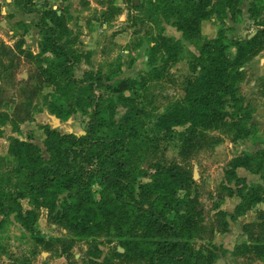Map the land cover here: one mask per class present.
<instances>
[{"label":"trees","instance_id":"16d2710c","mask_svg":"<svg viewBox=\"0 0 264 264\" xmlns=\"http://www.w3.org/2000/svg\"><path fill=\"white\" fill-rule=\"evenodd\" d=\"M241 2L140 0L133 4L141 13L140 21L161 27L160 19H174L173 24L185 40L201 42L194 64L195 69H200L187 78L184 97L158 114L138 105V82L116 80L112 95L98 90L107 86L112 71L105 75L91 71L78 78L74 68L82 62L83 55L68 19L58 9L38 10L29 8L33 2H25L23 10L39 12L41 20L37 26L48 32L43 51L34 54L24 48L22 38L13 47L2 44L8 49L5 54L18 51L42 58L46 65L39 74L42 83H62L60 95L64 105L54 104L52 111L67 120L82 110L89 120L85 134L81 135L62 134L45 126L49 159L30 141L12 142L10 158L0 156V213H17L23 220L21 198L51 212L60 205L57 218L75 237L94 240L103 233H111L126 251H117L119 256L147 257L150 264H202L205 254L193 246L192 240L203 235L206 227L192 196V177L159 151L174 137L182 139L181 154L185 158L205 145L213 147L221 138L210 135L209 130L222 128L228 116L242 138L253 135L254 127L248 124V106L238 95V88L245 76V64L264 50V20L255 22L260 28L253 35L229 39L228 11L232 15L241 12ZM120 12V8H114L109 19ZM212 16L218 20V34L204 39L201 22ZM181 46V40L161 36L159 47L165 49L167 58L175 57L173 54ZM231 47L236 51L233 58L227 54ZM128 90L133 95L125 94ZM229 103L232 112L227 110ZM119 107L125 111L118 119ZM250 161L258 165L262 181L239 187L236 195L241 199V209L264 204V147L235 160V166L248 165ZM246 231L257 243L253 250L264 255V220L249 224Z\"/></svg>","mask_w":264,"mask_h":264},{"label":"rangeland","instance_id":"374dc122","mask_svg":"<svg viewBox=\"0 0 264 264\" xmlns=\"http://www.w3.org/2000/svg\"><path fill=\"white\" fill-rule=\"evenodd\" d=\"M27 1L18 0L16 4L18 8H23ZM29 1L33 2L29 3V8L38 9L34 7L39 5L37 0ZM65 1L62 0L57 9L68 19L73 35H84L82 40L78 39L77 46L83 55L82 62L74 68L78 78L91 71L104 75L112 71L113 76L106 84L109 87L98 89L112 95L111 88L116 80L138 82V105L157 114L184 97L187 78L195 76L200 69L194 66L200 55V41L181 46L173 54L175 57L167 58L165 49L159 47L162 36L160 26L155 25L157 35L148 34L147 38L139 35L141 28L137 18L141 13L133 7V0H81L64 6ZM4 6L7 8V3ZM262 7L263 4L257 6V10L255 7L253 15L258 14ZM114 8H120L121 12L111 21L109 17ZM126 14H130L129 19L136 27L125 40L122 36L117 37L126 30L120 28L128 27L119 20ZM233 15L235 21L236 15ZM9 16L0 7V156L10 158V145L15 139H20L39 146L42 155L49 159L44 127L57 129L62 134H81L85 132L89 116L79 110L67 120H62L52 111L54 104L64 105L60 95L62 83H42L39 74L46 66L43 59L28 57L18 51L5 54L8 49H4L2 44L9 46L12 42L15 46L26 34L37 37L38 43L42 38L37 26L41 20L39 12L35 11L36 19L31 23L17 21L13 28L7 25ZM113 22L119 26L117 31L111 32L115 25ZM214 23L219 29L217 19ZM104 24L108 27L105 28ZM258 28L253 22L247 31L236 33L234 27L227 23L228 38L253 35ZM227 54L233 58L236 51L231 47ZM251 62H254L252 66L243 67L245 76L239 84L238 95L248 106V124L254 127L252 136L242 138L232 125V117L228 116L222 128L209 130L210 135L221 138L213 147L205 145L190 158H185L181 154L182 139L174 137L167 140V147L162 145L159 151L170 162L188 170L192 177V196L206 227L202 237L199 235L192 240L193 246L205 254L202 264H264V255L256 254L252 247L257 243L246 231L249 224L264 220V215H261L264 204L241 209V199L236 195L242 184L250 186L253 182L262 181L254 161L235 166V160L255 154L264 147V50ZM125 94L133 95L130 90ZM227 110L232 112V104L227 105ZM124 111V108H118V119ZM11 161L15 163L14 158ZM195 172L197 178H194ZM98 189L96 185L94 190L97 192ZM19 201L25 214L23 220L18 218L17 213H0V264H150L147 257L119 256L117 251L122 246L111 233H103L94 240L75 237L57 218L60 205L51 212L47 207L34 206L27 198ZM178 208L185 211L183 206ZM32 217L35 219L31 221ZM125 252L124 249L121 253Z\"/></svg>","mask_w":264,"mask_h":264},{"label":"crops","instance_id":"0c3cea01","mask_svg":"<svg viewBox=\"0 0 264 264\" xmlns=\"http://www.w3.org/2000/svg\"><path fill=\"white\" fill-rule=\"evenodd\" d=\"M16 1L18 0H6V2L0 3V7L2 9L3 13H7L10 14L9 16V21L7 23V25L9 26V28H13V26L15 25V23L17 21H22L24 23H31L34 19H36L35 17V12L34 13H29L23 10V8H18V4H16ZM81 0H67L64 2V6H66L69 3H79ZM92 2H95L94 0H91ZM134 1V0H133ZM140 1V0H139ZM214 2L217 0H213ZM5 3H7V8L5 5ZM260 4L264 5V0H242L240 8H241V12H238L236 14V18L235 21L233 20L232 14L231 12L228 11V19H226L228 25L234 27V30L236 33H240L243 31H247V28H249L251 26V24L256 21H260V20H264V7L260 8V12L258 14L255 13V15H253V12L256 11L258 8L257 6H260ZM34 7H37L36 5H34ZM256 7V10H254V8ZM4 8H6L7 10L5 11ZM102 8V6L100 7ZM130 12V11H129ZM258 12V11H257ZM15 13V16H13V14ZM141 16V14H140ZM139 16V17H140ZM139 17L137 18L139 20V26H140V30H139V35H141L143 38H147L148 34H154L157 35L158 30H156V26L154 23L150 22V21H140ZM120 17L119 20H121V24L123 25H127L128 27H124V28H120L121 30H126L123 33H120L118 35L117 38L119 37H124V39L126 40L128 36H130L133 32V29L136 27L135 23H132V21H130V14H126L124 15V18ZM114 19H111V21H113ZM216 20V17L212 16L209 19H204L201 22V35L202 38L204 39H211L217 36L218 34V26L214 23ZM174 19H172L170 22H167L165 20H161L160 19V25H161V33L164 36L167 37H171V38H176L177 40H181L183 45H189L191 43V41L185 40L183 38V34L181 31L178 30V28L173 24ZM147 22V24L145 23ZM131 23V25H130ZM143 23V25H142ZM113 24H115V22H113ZM2 25L5 26V24L2 22ZM119 25H114V28H111V32L112 31H117V27ZM69 27L70 29L72 28V26L69 23ZM104 27L107 28L108 26L106 24H104ZM133 27V28H132ZM260 28V26H258ZM128 28V29H127ZM40 34L41 35V41L40 43H38V38L36 37H32L29 35H25L24 39H25V44H24V48L31 50L34 54H38L41 53L43 51L44 48V40L47 37V30L45 29H39ZM13 31H10V33ZM160 32V31H159ZM2 35V34H1ZM0 35V36H1ZM74 36H77L76 34ZM84 35L79 36L78 38L81 40L83 39ZM117 40V39H116ZM84 41V40H83ZM119 41V40H117ZM9 46H12V42L10 43ZM78 46V45H77ZM105 46V44H104ZM104 46H101V48H103ZM92 47V46H90ZM128 51V50H127ZM254 63V62H253ZM253 63H249L248 65L244 66L245 69H247L249 66H252ZM263 204V203H262Z\"/></svg>","mask_w":264,"mask_h":264},{"label":"built area","instance_id":"2783aa9c","mask_svg":"<svg viewBox=\"0 0 264 264\" xmlns=\"http://www.w3.org/2000/svg\"><path fill=\"white\" fill-rule=\"evenodd\" d=\"M39 5H37L39 10H44L48 8L57 9L62 0H37ZM6 2V0H0V3Z\"/></svg>","mask_w":264,"mask_h":264},{"label":"water","instance_id":"95a60500","mask_svg":"<svg viewBox=\"0 0 264 264\" xmlns=\"http://www.w3.org/2000/svg\"><path fill=\"white\" fill-rule=\"evenodd\" d=\"M134 3H139V0H134ZM55 119H56L57 121H59V119H57L56 117H55ZM71 132H72V131H71ZM81 134H85V132H84V133H81ZM81 134H77V135H81ZM197 177H198V174H197V172H195L194 178H197ZM119 251H120V252H124V248L119 247Z\"/></svg>","mask_w":264,"mask_h":264}]
</instances>
